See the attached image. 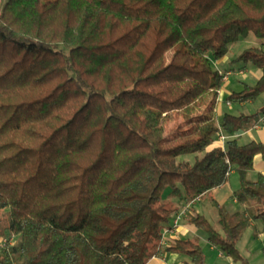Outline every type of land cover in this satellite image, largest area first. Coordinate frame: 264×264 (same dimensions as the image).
Instances as JSON below:
<instances>
[{"label":"trees","instance_id":"obj_1","mask_svg":"<svg viewBox=\"0 0 264 264\" xmlns=\"http://www.w3.org/2000/svg\"><path fill=\"white\" fill-rule=\"evenodd\" d=\"M250 35L260 44L237 60L262 75L228 102L264 93V0H6L0 264H147L178 210L165 192L189 203L233 170L245 210L231 214L214 200L221 231L194 211L187 220L249 264L237 246L255 220L264 223V174L255 172L264 141L240 135L264 120V106L219 123L224 74L211 55ZM178 115L187 126L166 137ZM167 250L207 264L198 239Z\"/></svg>","mask_w":264,"mask_h":264},{"label":"rangeland","instance_id":"obj_2","mask_svg":"<svg viewBox=\"0 0 264 264\" xmlns=\"http://www.w3.org/2000/svg\"><path fill=\"white\" fill-rule=\"evenodd\" d=\"M5 1L6 0H0V6H2ZM259 44L260 42L256 40L252 35H250L247 38H243L239 42L232 44L229 48V51L224 57L216 59L211 55L213 66L223 72L224 84L226 83L225 85H223L224 87L220 92L217 119L219 123L222 121L225 113H245L249 115L256 113L264 106V93L254 101H247L245 105H242L241 102L231 101V104H229L227 101V97L231 91L242 90L245 85H254L257 82L258 78L254 73V66L251 65V63L239 61L237 60V58L245 49ZM168 56H171V52L168 53ZM259 71L262 72L260 69ZM227 81H230L232 85L230 83H227ZM259 124H264V120ZM186 126L187 118L183 115L176 116L172 122H169L166 125V137L174 136L180 129L185 128ZM256 131L257 130H254L252 132V135L257 136ZM222 142L224 141L219 138L217 144L221 145ZM199 155L202 156L203 153H199ZM195 158L196 154H183L179 157L180 160H187L190 162H194ZM239 187V174L238 172H232L227 182L221 187L215 188L213 191H211L208 197L205 198V204L203 203V205L201 204L202 206L200 205L204 208V212H206V215L210 219L212 224L220 231L221 227L218 224V215L216 208L212 204L213 200H217L221 206L225 207L232 214H235L237 212L242 213V210L246 206L243 203L239 201L235 202L234 200V192ZM165 193L166 199L169 201L173 200L172 202L176 204L175 206L178 208L175 215L181 210L186 209L187 213L185 215L187 216V214L191 211L196 212V210H193L196 204L202 203L200 201L196 202V204L194 202L186 203L182 199L173 196L170 193V190H167ZM206 204L209 206V209ZM175 215L173 216L172 220L175 218ZM199 230L202 233V239H199V243L206 253L207 264H244L242 260H235L233 257L227 255H225V257H221L218 254V250H211L209 246L210 244L207 240V234L202 229ZM170 235L174 236L170 233L167 235V238H169ZM203 235L206 237V240L205 238L203 239ZM6 243L4 239L1 240L2 245ZM169 245L170 241L169 244L167 242L165 245L159 247L158 254H156L155 256L159 255L162 249L168 247ZM237 247L241 256L244 257V259H246L249 264H264V223L262 219L255 220L253 222V225L251 227H248L243 232Z\"/></svg>","mask_w":264,"mask_h":264},{"label":"crops","instance_id":"obj_3","mask_svg":"<svg viewBox=\"0 0 264 264\" xmlns=\"http://www.w3.org/2000/svg\"><path fill=\"white\" fill-rule=\"evenodd\" d=\"M254 73L257 76V78L259 79L260 76L262 75V72L259 71L258 68L254 67ZM227 83H230V81H227ZM226 84V83H225ZM224 84V85H225ZM231 84V83H230ZM232 85V84H231ZM224 87V86H223ZM226 90V89H225ZM240 91V90H239ZM232 93V91L230 92ZM246 102H241L242 105H245ZM233 114V113H232ZM238 115V114H235ZM260 123V122H259ZM259 123L257 124H253V125H249V127L243 131L240 135V141L241 143H248L252 140H256V141H264V124L260 125ZM254 130H257V136L252 135V132ZM232 172H236L235 170H233ZM231 172V173H232ZM255 172H261L264 174V160L262 159L261 155H257L255 157ZM236 191V190H235ZM210 193L205 194L202 199L200 200V202L202 203H198L195 205V207L193 208V210H196L197 213L204 215L208 220H210L207 215L206 212H204V208L201 207L203 205V203L205 204V198L208 197ZM234 200L235 202H237L236 197L234 196ZM173 201V200H172ZM214 201V200H213ZM217 201V200H215ZM218 202V201H217ZM219 203V202H218ZM202 204V205H201ZM213 204V203H212ZM176 205V204H175ZM201 205V206H200ZM207 205V204H206ZM214 206V205H213ZM208 209L209 206L207 205ZM246 207H244V209L242 210V212L245 210ZM177 212V211H176ZM175 212V213H176ZM174 213V215H175ZM231 213V212H230ZM238 213V212H237ZM232 214V213H231ZM173 215V216H174ZM187 216L185 215L179 222V226L176 229V233L174 236L170 235L169 236V241L170 244L176 240V239H202L201 236V232L200 230L193 225L192 223H190L187 218ZM211 222V221H210ZM212 223V222H211ZM206 237L203 235V239ZM207 240H208V235H207ZM209 242V241H208ZM210 244V243H209ZM211 250H218L219 251V256L221 257H225V254L218 248L215 247L213 245H209ZM167 247L163 248L162 251L159 253V255L154 256L147 264H186L187 261H190V258L188 256L182 255V254H177V253H173L170 252L166 249ZM222 262V261H221Z\"/></svg>","mask_w":264,"mask_h":264},{"label":"built area","instance_id":"obj_4","mask_svg":"<svg viewBox=\"0 0 264 264\" xmlns=\"http://www.w3.org/2000/svg\"><path fill=\"white\" fill-rule=\"evenodd\" d=\"M227 74H230V73H227ZM229 104H231V102H228ZM222 141H225V139L227 138L225 135H220L219 137ZM203 196H199L195 199H193L192 201H190L191 203L194 202H198L202 199ZM187 213V210L186 209H183L181 210L179 213H177L175 215V218L172 220V223L169 227H166L164 230H163V236H162V239L160 241V245L159 247L165 245L167 242L169 244V238H167V235L168 234H173L175 233L177 227L179 226V222L180 220L183 218V216ZM5 240V243L8 241L7 239H4ZM12 242V241H11Z\"/></svg>","mask_w":264,"mask_h":264}]
</instances>
